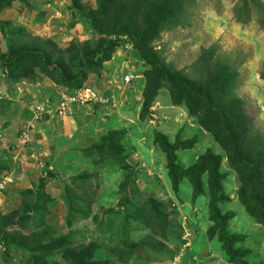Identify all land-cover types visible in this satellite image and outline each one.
<instances>
[{
    "label": "rangeland",
    "instance_id": "rangeland-1",
    "mask_svg": "<svg viewBox=\"0 0 264 264\" xmlns=\"http://www.w3.org/2000/svg\"><path fill=\"white\" fill-rule=\"evenodd\" d=\"M100 1L12 0L0 12L8 34L0 30V51L37 46L77 64L82 50L95 49L103 37L114 38L109 34L121 0L110 18L95 21L89 10H97ZM243 6L244 0H191L185 16L169 20L152 47L197 83L211 73H230L224 100L239 99L250 122L264 133V10L251 7L247 13ZM149 68L133 43L124 42L84 82L107 102H71L61 115L56 104L71 89L63 86L60 73L50 77L27 60L5 75L0 65V178L13 174L16 179L0 191V264H234L208 232L209 196L194 197L188 183L180 193L173 190L155 131L172 143L197 139L192 149L177 151L184 166L210 150L223 154L230 200L221 207L236 212L229 231L247 235L237 246L249 253V264H264V228L239 201L240 177L214 135L201 126V113L191 116L185 103L175 105L162 88L147 118H141V88ZM127 74L136 77L125 83ZM101 107L109 111L99 112ZM111 134L123 138L120 146L99 150ZM28 193L26 205L22 200ZM150 199L171 213L168 229L154 220L165 236L140 217ZM28 206L31 225L10 226ZM125 236L135 244L132 250L125 248Z\"/></svg>",
    "mask_w": 264,
    "mask_h": 264
},
{
    "label": "trees",
    "instance_id": "trees-1",
    "mask_svg": "<svg viewBox=\"0 0 264 264\" xmlns=\"http://www.w3.org/2000/svg\"><path fill=\"white\" fill-rule=\"evenodd\" d=\"M11 1L0 0V12L10 7ZM116 1L118 0H101L97 10H89L90 17H93L95 21L99 18H110L114 12L112 6ZM121 3V9L114 17V32L109 34L114 38L103 37L95 49L82 50L79 63L75 64L73 61L67 64L63 59L55 58L37 46H29L9 52L0 51V65L3 73L7 75L17 63L31 60L39 64L49 76L60 73L63 86L77 90L84 85L89 73L97 72L98 66L111 60L118 47L126 41H131L141 58L150 66L144 74L146 83L141 118L143 120L147 118L158 91L162 88L170 91L175 105L185 103L191 116L201 113L202 116L199 118L201 126L214 135L227 154L231 168L240 177L239 201L248 215L264 228V133L250 122V118L245 114V107L239 99L224 100V89L231 84L232 75L228 73L226 76H220L211 73L203 84L194 82L184 74V70L177 71L171 68L152 47L153 42L159 38L162 27L169 20L181 19L185 16L187 12L185 9L191 5V0H121ZM251 7L264 10L261 0H244L243 8L247 13ZM0 30L4 37H8L4 23L0 22ZM71 67L73 71L70 70ZM262 78L264 79V72ZM207 121L211 123L208 124ZM108 139H104L99 150L119 147V141L123 138L111 134ZM154 143L166 155L168 178L173 190L180 193L181 186L188 183L192 187L194 197L206 195L208 200L209 196L211 226L208 232L210 236L219 240L231 262L249 264L245 259L249 253L237 246L245 241L247 235L229 231L230 221L236 216V212H223L221 207L223 202L230 200L224 184L228 174L221 168V163L225 159L223 154H215L213 150H210L195 164L187 167L179 161L177 151L192 149L197 139L183 141L178 138L175 143H172L165 133L155 131ZM25 197L22 200L24 204L31 198V194H25ZM147 201V207L140 211V217L146 218L145 220L149 222L147 225L152 227L154 233L164 235V231L156 228L154 220L161 222L163 229H166L167 226L169 227L171 213L155 199ZM145 211L150 213L149 217H146L149 213ZM23 214L12 221L10 226L20 225L28 228L33 221L31 206L26 207ZM3 234L5 236L6 232ZM125 237L127 238L123 241L125 248L129 245V250H132L135 244L131 243L129 237ZM123 248L118 251L121 252Z\"/></svg>",
    "mask_w": 264,
    "mask_h": 264
},
{
    "label": "built area",
    "instance_id": "built-area-1",
    "mask_svg": "<svg viewBox=\"0 0 264 264\" xmlns=\"http://www.w3.org/2000/svg\"><path fill=\"white\" fill-rule=\"evenodd\" d=\"M134 79H135V75L128 74L125 76L124 81L125 83H128ZM71 102H76L82 105H88V104L96 103V102H107V100H105L104 96H102L95 89L89 86H84L83 88L77 91H74L73 93L69 95H64L63 99L55 107L56 112H59V114L62 115L66 107L70 106ZM30 126L31 124L29 125V127ZM27 136H28V133H27ZM15 183H16L15 178L12 175L3 176L2 178H0V191L2 192L3 190L7 189L8 184L14 185Z\"/></svg>",
    "mask_w": 264,
    "mask_h": 264
},
{
    "label": "clouds",
    "instance_id": "clouds-1",
    "mask_svg": "<svg viewBox=\"0 0 264 264\" xmlns=\"http://www.w3.org/2000/svg\"><path fill=\"white\" fill-rule=\"evenodd\" d=\"M128 75V74H127ZM126 76V75H125ZM136 77V76H135ZM87 79L88 78H86V80H85V82L87 81ZM84 86H86V85H83L81 88H83ZM89 87H91V86H89ZM68 88V87H67ZM81 88H79V89H81ZM91 88H93V87H91ZM70 89V88H69ZM79 89H77V90H79ZM93 89H95V88H93ZM77 90H70L69 92H68V94L67 95H69V94H71V93H73L74 91H77ZM96 90V89H95ZM96 91H98V90H96ZM101 94V93H100ZM62 96H63V94H62ZM61 100H58V102H57V104H56V106L59 104V102H60ZM92 104V103H91ZM88 105H90V104H88ZM52 106H54V105H52ZM16 180V179H15ZM16 184V183H15Z\"/></svg>",
    "mask_w": 264,
    "mask_h": 264
},
{
    "label": "crops",
    "instance_id": "crops-1",
    "mask_svg": "<svg viewBox=\"0 0 264 264\" xmlns=\"http://www.w3.org/2000/svg\"><path fill=\"white\" fill-rule=\"evenodd\" d=\"M64 89V88H63ZM144 89H145V83H144V85H142V88H141V91H142V94H143V92H144ZM80 109H82V108H80ZM81 111V110H80ZM101 111H103L104 113H105V111H109V109L108 108H100L99 109V112H101ZM122 113H124V112H122ZM74 114V113H73ZM7 175H12L13 176V174H7ZM14 177V176H13Z\"/></svg>",
    "mask_w": 264,
    "mask_h": 264
}]
</instances>
